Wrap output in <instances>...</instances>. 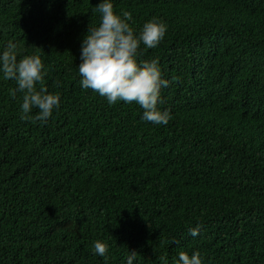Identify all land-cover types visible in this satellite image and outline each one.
I'll use <instances>...</instances> for the list:
<instances>
[{
    "label": "trees",
    "instance_id": "obj_1",
    "mask_svg": "<svg viewBox=\"0 0 264 264\" xmlns=\"http://www.w3.org/2000/svg\"><path fill=\"white\" fill-rule=\"evenodd\" d=\"M99 3L0 0V55L9 41L18 60L39 55L43 86L61 97L46 123L22 120L23 94L0 73V216L16 242L0 232V264H40L52 249L84 256L94 223L110 228L102 264H127L129 251L133 264H177L181 251L264 264V0H111L137 35L153 18L167 25L139 57L158 59L170 82L167 125L82 87L81 44ZM38 215L65 226L48 235L43 222L34 229Z\"/></svg>",
    "mask_w": 264,
    "mask_h": 264
},
{
    "label": "clouds",
    "instance_id": "obj_2",
    "mask_svg": "<svg viewBox=\"0 0 264 264\" xmlns=\"http://www.w3.org/2000/svg\"><path fill=\"white\" fill-rule=\"evenodd\" d=\"M96 11L100 14V23L97 27L88 28L81 44V63L78 69L82 77V87L99 93L110 105L120 101L136 102L144 110L143 120L156 125H167L172 119L171 113L169 110H161L159 105L164 103L162 89L169 87L170 82L163 78L158 59H139L141 44L147 48H156L167 32V25L162 20L153 18L143 25L137 35L129 24V21L133 20L131 13L124 11L115 14L111 0H100ZM51 26L57 29L54 24ZM173 26L171 30L181 34L186 23L182 25L181 21L177 20ZM16 49L17 45L9 41L0 55V73L4 79L16 82L13 96L16 92L23 94L21 119L46 123L53 111L60 107V94L49 93L43 86L47 70L41 57L27 55L18 60ZM33 109H38L35 116L31 115ZM31 218L34 225L43 222L44 226L50 227L48 235L59 234L65 226L60 224L59 228L56 227V222L48 215ZM34 229H37L36 225ZM14 230L11 223L7 225V220L2 214L1 234H7L10 238ZM109 232L110 228L106 224L94 223L87 228L88 239L84 245L88 251L84 249V256H73L63 249H52L44 253L40 264H102L104 259H107L109 250V245L105 242L110 237ZM198 234L199 228L190 232L193 237ZM137 255L136 251H129L127 264H133ZM178 257L177 264H203L199 251L191 256L181 251Z\"/></svg>",
    "mask_w": 264,
    "mask_h": 264
}]
</instances>
